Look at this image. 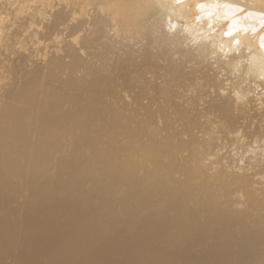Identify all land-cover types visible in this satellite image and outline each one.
I'll return each mask as SVG.
<instances>
[{
  "label": "bare ground",
  "instance_id": "1",
  "mask_svg": "<svg viewBox=\"0 0 264 264\" xmlns=\"http://www.w3.org/2000/svg\"><path fill=\"white\" fill-rule=\"evenodd\" d=\"M73 1L81 5L80 12L86 8L84 0ZM155 1L156 12L175 16L171 24L180 20L175 29L169 26L175 30L173 36L164 33V40L154 38L161 47L182 46L189 34L199 41L194 40L196 53L213 56L222 51L221 47L232 53L233 49L240 51L230 57V61L246 57L257 78L264 79V0ZM150 2L109 0L96 5L100 12L120 21V28L115 26L118 31L112 25L98 29L97 39L101 41L104 36H110L109 29L117 35L123 26L122 32L133 28V21L139 18L135 16V11L139 14L136 8H144L141 3L153 6ZM149 8L144 9L146 14L149 11L155 14V10ZM82 26L87 27L85 20L79 28ZM14 29L12 34L17 35L18 30ZM80 31L95 32L92 29ZM204 32L209 34L202 36ZM75 33L69 36L79 34ZM93 37L96 39L97 35ZM93 40L89 38L85 42L92 49L97 43ZM13 43L16 50L22 49L18 42ZM104 47L102 45L97 54L96 49L88 52L77 77L85 81V88L75 95L71 93L74 96H69L66 110L61 103V92L65 90L60 92L51 83L57 82L53 70L46 72L47 85H50L45 84L46 88L42 87L45 90H36L40 74L34 72L39 70V62L23 66L22 71H25L23 77L20 74V81L27 76L25 74L33 73L25 79L26 88L23 89V85L11 88L5 101H0V264H264V203L260 195L263 187L257 183L264 169L263 102L259 103L257 95L251 93L253 96L247 97L249 105L243 101L247 108L245 104L239 107L241 110L237 107L239 113L249 110L248 116L238 113L236 120L233 99L226 98L228 102L223 97L219 101L223 102L213 105L211 102V107L208 106L218 111L212 113V110L206 111V106L198 107L194 96L193 101L190 97L191 85L194 86L196 80L192 83L185 80L186 84L183 82L180 86L174 83L177 88L174 85L172 89L167 80L169 73H160L162 70L154 75L145 74L140 86V81L124 78L129 89L141 87L133 96L124 85L121 88L114 85L119 68L114 71L108 63L113 57L115 61L118 50L115 53L114 48ZM193 53L187 50L188 55ZM214 59L210 69L220 74L226 62L221 64L222 59L218 58L217 66ZM63 61L65 63V59ZM75 63L78 65L77 60ZM121 71L124 74L125 71ZM68 74L72 75L70 71ZM245 75L239 80L248 81ZM227 78H221L223 83L229 80ZM57 79L61 80L58 76ZM239 80H236L238 85L242 83ZM259 82L255 84L264 89V81L260 85ZM252 83L251 90L257 89ZM26 89L33 93L29 99H22L28 94ZM150 89L154 95L150 94ZM139 108L147 111L143 121L134 115L123 116L133 109L139 112ZM250 110L252 114L258 113L259 118L254 114L257 119L252 120ZM246 122L253 123L257 128L253 132L257 134L252 133L245 140L242 129L245 126L250 129ZM161 127L170 129L173 136L160 139L157 130ZM174 137L178 138L176 143H173ZM240 185L249 187L248 194L243 195Z\"/></svg>",
  "mask_w": 264,
  "mask_h": 264
},
{
  "label": "rangeland",
  "instance_id": "2",
  "mask_svg": "<svg viewBox=\"0 0 264 264\" xmlns=\"http://www.w3.org/2000/svg\"><path fill=\"white\" fill-rule=\"evenodd\" d=\"M102 1L101 4H106V2H109L108 1H104V0H100ZM183 0H179L178 2H182ZM29 2H31L29 0ZM28 0H0V6L2 7V11L0 10L1 14H0V18L1 21H0V62L2 60L1 63H3L0 67V101L4 102L5 99L7 97H5L7 95V92H10V89L14 88V87H20L22 86L23 89H25V79L27 80V78L30 77L31 74H25L27 76H25L23 78V82L20 81L19 79H22L23 77V74L25 70L22 71L23 66H29V65H32L33 63L35 62H39V66L40 68L43 70H37V72H34L35 74H40L38 75V84H37V88L36 90L38 91H41L43 88H46V86L50 85V83L47 85L48 83V80H47V74L46 72L48 73V71L50 70H53L54 73H56V75L61 79L62 77L65 76V78H62L61 80L57 79V76H56V84L55 82H51L53 84V86L58 89L60 92L61 91H64V92H61L62 94V100H61V103H63V107L62 109L66 110L68 108L69 105H67L70 101V97L69 96H74L76 93L80 92L81 90H83L85 88V81H79L77 79V77H80V72L83 68L81 66L84 65V62L86 60V58L88 57L87 55L89 54L88 52H92L93 50L96 49V54L98 52V50L101 52V50L99 48L102 47V45H104L105 47L104 48H114L115 50V53L117 52L116 50H118V54L116 53H113V54H110L108 56H112V55H116L115 56V61H112V58L110 60V62L108 63V65H111L112 66V69L115 71V68L118 69L117 70V75L115 76L117 78V80L114 81V85H117L118 87L121 88V86L123 87H127V90L128 93H130L131 95L134 96V94L138 93L139 90L141 89V87L137 88V89H129V86L125 83V79L126 78H131L134 79L135 81H140L139 82V86L141 85L140 83H142L143 81H145V76L148 75H154V74H158L160 72V70H162L160 73H164L166 74V72L164 71H167V80H168V83L171 85L172 84V89H175L177 88V86H180L181 84H186L185 83V80L187 81V83H192L193 80H196L197 82L193 81L194 83V86H192V92L190 93V96L192 101H193V96H194V101L195 103L197 104L198 107H204L206 106V111H208L207 109H209L211 107V102H212V105L215 103H221L219 102L220 99L222 100L223 97H224V101H227L229 102V99L232 100L231 103H233V108H241V105L244 107V104H245V107L249 105V102L247 99H250V98H247L248 96H253V94L251 93H254L255 95H257V97L260 99V102L262 105H264V89H263V86H261L260 84L263 83L264 79H262L263 77L261 76V79L260 77L257 78V75H256V71L253 72V69L252 68H249L250 67V61L247 60L246 57H238L236 59V62L234 60L230 61V57H232L234 54L235 56L238 55L237 53H239L240 51H234L233 49V53H232V50H228L226 51V48L225 50H223L224 48L221 47L222 51H219L218 54H213L210 55V56H202L200 55L198 52L196 53V50L195 49V46L197 44V42H199L198 40L196 39H192L191 36L189 34H187V42H184L182 43L183 45L182 46H176V45H170L167 46L168 49L166 47H161L160 46V42L157 41L156 43V40H164L165 39V36H164V33L166 35H169V36H173V34H175V30H173V28L175 29L176 25H177V22L179 23L180 20L177 19L176 23L175 24H171L172 22H174L175 20L173 18H175V16H170L169 14H165V12L163 13L162 11L160 13L156 12L158 10V5L156 4V1L151 0L150 3H152L153 6H151V4H142L141 3V6L144 7V8H141L140 9V6H138L139 8H136L138 9V13L140 14H136L137 11H135V16L137 18L136 20L133 21V25L131 29H129L128 31L126 32H122L124 26L121 25V29L119 30L120 32H118L117 35H124V37H119L117 35H115V32L113 31V29H109L108 30V34H110V36H104L103 40H99L97 39L98 38V29H100L101 27H109L111 28L109 25H112L113 28L115 26H117V28H120V26L118 24H120V21L117 20V19H114L113 16H111L110 14L109 15H106L103 14L102 12H100L99 8H97L99 5V1L97 2V0H84V3L85 4V9L82 10V12H80V10L78 9V7L80 8L81 5L79 4H76L73 0H39L38 2L39 3H35L37 2V0L34 2V0L32 1L33 3H29ZM155 2V3H154ZM14 3V4H13ZM154 3V4H153ZM31 4V5H30ZM36 4V5H35ZM38 4V5H37ZM157 5L156 7H154V5ZM98 5V6H96ZM33 6V7H32ZM149 6L151 7V11H154L155 14H149L148 12V15L146 14V10L149 8ZM0 7V8H1ZM101 7V6H100ZM146 7V8H145ZM99 10H97V9ZM154 8V9H153ZM135 9V10H136ZM146 9V10H144ZM150 9V8H149ZM63 10V11H62ZM143 11H145V13L143 14ZM4 12V13H2ZM27 12H29L28 14H26ZM67 12V13H65ZM24 13V14H23ZM31 13V14H30ZM63 15H61V14ZM66 15H65V14ZM102 13V14H101ZM52 14V15H51ZM6 15V16H5ZM147 15V16H146ZM264 15V14H262ZM58 16V17H57ZM62 16V17H61ZM90 16V17H89ZM101 16L103 19H101ZM100 17V18H99ZM145 17V20L144 18ZM58 19V20H57ZM61 19V20H60ZM109 19H112L113 21L111 22V20ZM30 20V21H29ZM85 20V24H87V27H85L87 30H95V32H92V33H83V31H80L81 29H84L86 30L83 26L79 28V24ZM110 21L108 23L107 22ZM68 21V22H67ZM160 21V22H159ZM172 21V22H170ZM17 22V23H16ZM24 22V23H23ZM63 22V23H62ZM146 22V23H145ZM53 23V24H52ZM145 23V24H144ZM51 26H50V25ZM108 24V25H107ZM54 25V26H53ZM157 25V27L155 26ZM160 25V26H159ZM164 25V26H163ZM168 25V26H167ZM50 26V27H49ZM137 26V27H136ZM159 26V27H158ZM169 26H172L173 28L171 29V27ZM175 26V27H174ZM68 27V28H67ZM73 27V30L71 31L70 28ZM106 27V28H107ZM156 27V28H155ZM168 27V28H167ZM197 27V26H195ZM262 27H263V23H262ZM14 28H17V29H14ZM28 28V29H27ZM78 28V29H77ZM94 28V29H93ZM97 28V29H96ZM117 28L115 27V30H117ZM163 28V29H162ZM13 29L14 31H17V35L16 33L15 34H12L13 32ZM108 29V28H107ZM133 29V30H132ZM161 29V30H160ZM20 30V31H19ZM58 30V31H57ZM131 30V31H130ZM173 30V31H171ZM50 31V32H49ZM71 31V32H70ZM76 31V33H79L77 34V36L75 35H72L71 37L69 36V34H72ZM78 31V32H77ZM118 31V30H117ZM212 30H210V33H213L211 32ZM70 32V33H69ZM40 33V34H39ZM44 33V34H43ZM46 33V35H45ZM48 33V34H47ZM75 33V34H76ZM81 33V35H80ZM128 33V34H127ZM154 33V34H153ZM151 37H150V35ZM160 34V35H159ZM209 34V32H204L203 34H201L202 36H207ZM45 35V36H44ZM51 35V36H50ZM80 35V36H79ZM96 36V39L95 37L93 36ZM40 36V37H39ZM44 36V37H43ZM50 36V37H49ZM159 36V37H158ZM211 36V34H210ZM42 37V38H41ZM75 37H77L76 39L77 40H72L74 39ZM88 37V38H87ZM109 37V38H108ZM113 37V38H112ZM149 37V38H148ZM90 38V40H94L97 42L95 46H93L94 48L92 49L91 47H88L85 42L86 40H88ZM112 38V39H111ZM155 38V39H154ZM6 39V40H5ZM145 39V40H144ZM189 39V40H188ZM192 39V40H191ZM211 39V38H209ZM72 40V41H71ZM82 40V41H81ZM93 40V41H94ZM142 40V41H141ZM148 40H151V41H148ZM196 40L197 42L195 43ZM18 42L20 45H21V50L18 51L16 50V46L15 44L16 43H13V42ZM146 41V42H145ZM154 43H153V42ZM78 42V43H77ZM84 44H82V43ZM101 42V43H100ZM99 43V44H98ZM148 43V44H146ZM150 43H152L151 45H149ZM195 43V44H194ZM66 44V45H65ZM83 46H82V45ZM115 44V45H114ZM134 44V45H133ZM191 44V47L190 45ZM111 47H110V46ZM185 45V46H184ZM63 46V47H62ZM80 46V47H79ZM130 46V47H129ZM134 46V47H133ZM145 46V47H144ZM156 46V47H155ZM160 46V47H158ZM176 46V47H175ZM89 49H88V48ZM96 47V48H95ZM119 47V48H118ZM175 47V49H174ZM183 47V48H182ZM86 48V49H85ZM98 48V49H97ZM129 48V49H128ZM157 48V49H156ZM167 50H165V49ZM123 49V50H122ZM164 49V50H163ZM188 49H191L194 51L193 55H188L187 54V50ZM219 49V50H221ZM28 50V51H27ZM67 50V51H66ZM145 50V51H144ZM147 50V51H146ZM154 50V51H153ZM177 50V51H176ZM181 50V51H180ZM8 51V52H7ZM135 51V52H133ZM149 51V52H148ZM198 51V50H197ZM218 51V50H216ZM226 51V52H225ZM68 52V53H67ZM139 52V54H138ZM145 52V53H144ZM176 54L174 55L173 54ZM180 52V53H179ZM230 52V53H229ZM249 52V51H247ZM246 52V53H247ZM2 53V54H1ZM32 53V54H31ZM86 53V54H85ZM132 53V54H131ZM182 53V54H181ZM221 53V55H220ZM227 53V54H226ZM6 54V56L4 55ZM20 54V55H19ZM60 54V55H59ZM64 54V55H63ZM130 54V55H129ZM148 54V55H147ZM185 54V56L183 55ZM187 54V55H186ZM22 55H23V58H22ZM63 55V56H62ZM66 55V56H65ZM68 55V57H67ZM72 55V57H71ZM74 55V56H73ZM78 55V56H77ZM134 55V56H133ZM147 55V56H145ZM169 55V56H168ZM181 55V56H180ZM183 55V56H182ZM196 55V56H195ZM20 56V57H19ZM62 56V57H61ZM86 56V57H85ZM127 56V57H126ZM142 56V57H141ZM187 56V57H186ZM195 56V57H194ZM220 56V57H219ZM7 57V58H5ZM61 57V58H60ZM66 57V58H65ZM80 57V58H79ZM121 59H120V58ZM125 57V58H124ZM133 57V58H132ZM140 57V58H139ZM150 57V58H149ZM153 57V58H152ZM191 57H194L190 60ZM210 57V58H209ZM213 57V58H212ZM214 57L216 59H214ZM7 59L5 61V59ZM26 58V59H25ZM48 60H47V59ZM53 58V59H51ZM70 59V62H69V59ZM83 58V59H82ZM119 60H118V59ZM124 58V59H122ZM143 58L145 60H143ZM178 58V59H177ZM185 58V59H184ZM189 58V59H188ZM218 58L222 59L220 60L221 64L224 63V60L225 62L228 64H222L223 66L225 65V67H223L224 69H221L220 68V74H217V72L213 71L210 69V65L211 63H213V60H215V63L214 65H217L216 64L217 62H219ZM224 58V59H223ZM4 59V60H3ZM56 59V60H55ZM61 61H60V60ZM65 59V63L63 60ZM66 59L68 60V63H66ZM74 59V61H73ZM82 60L81 63L79 62V60ZM134 59V60H133ZM136 59V60H135ZM171 59V60H170ZM218 59V60H217ZM21 60V61H20ZM30 60V61H28ZM46 60V61H45ZM76 60L78 61V65H76ZM122 60V61H121ZM126 60V61H125ZM131 60V61H130ZM152 60V61H151ZM155 60V61H154ZM163 60V61H162ZM166 60V61H165ZM217 60V62H216ZM27 61V63H26ZM42 61V62H41ZM55 61V62H54ZM58 61V63H57ZM121 61V62H119ZM124 61V62H123ZM139 61V62H137ZM149 61V62H148ZM154 61V62H153ZM187 61V62H185ZM189 61V62H188ZM212 61V62H211ZM29 62V63H28ZM47 62V64H46ZM74 62V63H73ZM83 62V64H82ZM99 62V61H98ZM97 62V63H98ZM132 62V63H131ZM134 62V63H133ZM173 62V63H172ZM176 62H178V64H176ZM61 63V64H60ZM62 63H63V67H62ZM70 63V64H69ZM73 63V64H72ZM112 63V64H111ZM142 63V64H141ZM163 63V64H162ZM169 63V64H168ZM172 63V64H170ZM6 64V65H5ZM41 64V65H40ZM56 64H58L57 66H60V67H56ZM102 63L99 62V65H101ZM120 64V65H119ZM130 64V65H128ZM146 64V65H145ZM160 64V65H158ZM175 66H174V65ZM51 67H49V66ZM54 65V67H53ZM65 65V66H64ZM70 65V66H68ZM115 65V66H114ZM127 65V66H126ZM150 65V66H149ZM162 65V66H161ZM171 65V67H170ZM183 65V66H182ZM213 65V64H212ZM213 65V66H214ZM20 66V67H19ZM77 66V67H76ZM114 66V67H113ZM145 66V67H144ZM166 66H167V69L170 71L168 72V70L166 69ZM173 66V67H172ZM70 67V68H69ZM75 67V68H74ZM79 67V69H78ZM118 67V68H117ZM125 67H127L125 69ZM157 67V69H156ZM162 67V68H161ZM166 70H164V68ZM169 67V68H168ZM178 67V68H177ZM180 67V68H179ZM183 67V68H182ZM216 67V66H214ZM5 68V69H4ZM21 68V70H20ZM27 68V67H26ZM25 68V69H26ZM64 70H63V69ZM69 68V69H67ZM72 68V69H71ZM77 68V69H76ZM135 68V69H134ZM146 68V69H144ZM150 68V69H149ZM172 68H176L175 69H172ZM186 68V69H185ZM213 68V67H212ZM18 69V71H17ZM48 69V70H47ZM54 69H58L57 71L54 70ZM67 69V72L65 73ZM81 69V70H80ZM125 71L124 74L121 70ZM132 69V70H131ZM143 69V70H142ZM152 69V71H151ZM182 69V70H181ZM250 69V70H248ZM8 70V71H7ZM11 70V71H10ZM20 70V71H19ZM27 70V69H26ZM47 70V71H46ZM76 70L79 72L76 73ZM120 70V72H119ZM131 70V71H129ZM142 70V71H141ZM146 70V71H145ZM149 72H148V71ZM172 70V71H171ZM174 70V71H173ZM181 70V71H180ZM42 71V72H41ZM60 71V72H59ZM69 71L71 72L72 75H69ZM145 71V73H144ZM177 71V72H176ZM180 71V72H179ZM249 71V73H248ZM7 72V73H5ZM17 72V73H16ZM122 72V73H121ZM153 72V74H152ZM174 72V73H172ZM176 72V73H175ZM227 72V73H226ZM9 73V74H8ZM43 75H42V74ZM59 73V74H58ZM65 73V74H63ZM82 73V72H81ZM85 73V72H84ZM120 73V74H119ZM128 73V74H127ZM130 73V74H129ZM142 77L141 76V74ZM172 73V74H171ZM226 73V74H225ZM244 73L245 77H247V79L245 80H248L246 82L242 81V80H239L243 77L240 78V76H244L242 75ZM252 73H255V75ZM20 74L22 75V77L20 76ZM46 74V75H45ZM63 74V76H62ZM67 74V75H66ZM134 74V75H133ZM146 74V75H145ZM174 74V75H173ZM179 76H178V75ZM258 74V72H257ZM14 75V76H13ZM19 75V76H18ZM76 75L75 77H72ZM119 75V76H118ZM132 75V76H131ZM171 75V76H170ZM185 75V77H184ZM213 75V76H212ZM45 76V77H43ZM69 76V77H68ZM126 76V77H125ZM136 76V77H135ZM138 76V78H137ZM174 76V77H173ZM178 76V77H177ZM181 76V77H180ZM193 77V79L191 80V78L189 77ZM196 78H195V77ZM219 76V77H217ZM228 76V78H227ZM260 76V75H258ZM15 77V78H14ZM27 77V78H26ZM177 77V78H176ZM198 77V78H197ZM227 78L229 80L225 81L223 83V78ZM232 77V78H231ZM256 77V78H255ZM45 78V79H44ZM67 78V79H66ZM121 78V79H120ZM125 78V79H124ZM170 78V79H169ZM215 81H213L212 80ZM218 78V79H217ZM222 78V79H221ZM19 80L20 82L16 81ZM66 79V80H65ZM70 79V80H69ZM73 79V80H72ZM77 79V80H76ZM172 79V80H171ZM253 79H256L254 80L256 83L258 81H260L258 84L260 85V87L255 84V82L252 83V80ZM41 80V81H40ZM42 80H45L44 82ZM65 80V81H64ZM74 80H75V83H74ZM178 80V81H177ZM189 80V81H188ZM191 80V81H190ZM208 80V81H207ZM209 80H211L209 82ZM236 80H239V81H242L241 84L238 85L239 82H237ZM62 81V82H61ZM69 81L71 83H69ZM123 81V82H122ZM175 81V82H174ZM181 81V82H180ZM222 81V82H221ZM16 82V84H15ZM22 82V83H21ZM64 82V83H63ZM79 82H80V85H79ZM126 82H128L126 80ZM172 82V83H171ZM178 82V84H176ZM200 82V83H199ZM206 82V83H205ZM212 82V83H211ZM254 85H257L256 87H258L257 89L254 87V90H251L253 89L251 83ZM262 82V83H261ZM59 83V84H58ZM127 85H125V84ZM176 85H175V84ZM205 83V84H204ZM211 83V84H210ZM234 83H236L237 85H235ZM250 83V85H249ZM18 84V85H17ZM21 84V85H20ZM41 84V85H39ZM43 84V86H42ZM46 84V86H45ZM55 84V85H54ZM58 84V85H57ZM69 84V86H68ZM72 88H71V86ZM74 84V85H73ZM76 84V85H75ZM82 84V85H81ZM198 84V85H197ZM202 84V85H201ZM245 84V85H244ZM247 84V85H246ZM264 84V83H263ZM14 85V86H13ZM175 85V86H174ZM213 85V86H212ZM223 85V86H222ZM73 86L76 88H73ZM81 86V87H79ZM175 88H174V87ZM207 86V87H206ZM217 86V87H216ZM220 86V87H219ZM222 86V87H221ZM250 86V87H249ZM43 87V88H42ZM64 87V88H63ZM68 87V88H67ZM195 89H194V88ZM230 87V88H229ZM252 87V88H251ZM8 88V89H7ZM54 88V89H55ZM203 88V89H202ZM233 88V89H232ZM260 88V90H258ZM11 89V90H12ZM62 89V90H61ZM68 89V90H67ZM80 89V90H79ZM149 89V88H148ZM152 89V88H151ZM149 90L150 91V94L153 93L154 95V91L153 90ZM209 89V90H208ZM230 89V90H229ZM255 89L257 90V92L255 93ZM261 89H263V93L261 92ZM27 90V91H26ZM25 92L28 93V89H26ZM45 90V89H43ZM73 90V91H72ZM132 90V91H131ZM200 90V91H199ZM205 90V91H204ZM72 91V92H70ZM153 91V92H152ZM232 92V94L229 93ZM249 91V92H248ZM260 91V93H259ZM6 92V93H5ZM70 92V93H69ZM82 92V91H81ZM195 92V93H193ZM203 94H202V93ZM205 92V93H204ZM248 92V93H247ZM30 93H33V92H30L27 94V95H23V98L22 99H29V97L32 95ZM35 93V91H34ZM69 93V94H68ZM74 95H72V94ZM197 93V94H196ZM66 94V95H65ZM196 94V95H195ZM208 94V95H207ZM211 94V95H210ZM220 94V95H219ZM228 94V97H226ZM247 94V95H246ZM260 96H259V95ZM2 95V96H1ZM213 95L215 97H213ZM8 96V95H7ZM27 96V97H26ZM68 98H67V97ZM196 96V97H195ZM209 98H208V97ZM220 96V97H219ZM250 96V97H251ZM5 97V98H4ZM206 97H207V100H206ZM3 98V99H1ZM205 98V99H204ZM226 98H229L226 100ZM256 98V97H255ZM17 99V98H16ZM258 99V100H259ZM263 99V101H262ZM66 101V102H65ZM197 101V102H196ZM207 101V102H206ZM218 101V102H216ZM243 101H247L248 102V105H246L245 102ZM199 102V103H198ZM64 103H65V106H64ZM205 103V104H204ZM200 104V105H199ZM228 104V103H226ZM239 104V105H238ZM67 106V107H66ZM210 106V107H208ZM229 107H231V105L228 104ZM65 107V108H64ZM227 107V108H229ZM242 107V108H243ZM235 109L237 110L236 112H234V115L235 113H237L234 117L233 114H230L232 116V118L234 117V119L237 118V116L241 113V115L244 113L246 114L249 113L248 111L249 110H246L244 109L245 111H241L240 113L238 112V110L240 109ZM247 108V107H246ZM249 108V107H248ZM144 108H139V112L138 110L134 112V109L131 111L133 113H131L130 111H127L123 114V116H129V117H137L136 119L140 120V121H143V119H145V116H146V110L143 111ZM264 109V108H263ZM142 110V111H141ZM212 108L209 109V111L211 112ZM231 110V109H230ZM235 110H231V111H235ZM241 110V109H240ZM146 111V112H145ZM230 111V112H231ZM252 111L253 110H250V114H252ZM145 112V114H144ZM216 113L218 111H213L212 110V113ZM244 112V113H243ZM141 113V114H140ZM196 112H194V115H195ZM198 113V112H197ZM221 112L218 113V115L220 114ZM239 113V114H238ZM222 114V113H221ZM220 114V118H222ZM255 113L253 112L252 114V117H254ZM257 114V116H256ZM255 114V117H258V113ZM163 117H164V113L161 114ZM217 115V114H216ZM217 115V116H218ZM230 115H229V118H230ZM242 115V117H243ZM247 115V114H246ZM224 116V114H223ZM228 116V115H227ZM248 116V115H247ZM139 117V118H138ZM241 117V116H240ZM241 117V118H242ZM251 117V116H250ZM249 118V120L252 118ZM252 118L253 119H257V118ZM261 117V116H260ZM239 118V117H238ZM239 118V120L241 119ZM245 118V117H244ZM259 118V117H258ZM237 120V119H236ZM244 120V119H243ZM241 121V120H240ZM247 121L246 119L244 120V122ZM251 121V120H250ZM248 121V122H250ZM257 121V120H256ZM252 123V122H251ZM249 124L246 122V125H249L250 129L249 128H243V129H246L245 131L242 129V134L245 136V140L247 138V136L249 137V135H253V134H257L253 131H257V128L255 129L254 125L252 124ZM257 123V122H256ZM255 124V123H254ZM252 125V126H250ZM257 126V124H256ZM248 127V126H247ZM249 129V130H247ZM255 129V130H253ZM252 130V131H251ZM158 132V137L160 139H164L166 138V136L168 137H172L173 136V132L170 130V129H166V128H163L161 127V129L157 130ZM251 131V132H250ZM163 132V133H162ZM253 133V134H252ZM135 132L133 131L132 132V135H134ZM168 134V135H167ZM143 136V135H141ZM140 136V137H141ZM145 136V135H144ZM163 136V138H162ZM174 137L173 138V143H176L178 141V138ZM149 162V161H147ZM263 169V167H262ZM261 177V178H260ZM257 180L260 182H257L259 185H262L261 186V196L263 197L262 198V204L264 203V169L262 170V175L258 176ZM242 185H240L241 187ZM248 187V186H247ZM241 187L243 188V190L240 188V191H243V195H246L248 194V191H249V187ZM255 188V187H254ZM251 189V188H250Z\"/></svg>",
  "mask_w": 264,
  "mask_h": 264
}]
</instances>
